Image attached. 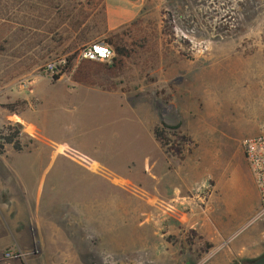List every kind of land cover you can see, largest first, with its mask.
I'll list each match as a JSON object with an SVG mask.
<instances>
[{
    "label": "rangeland",
    "instance_id": "374dc122",
    "mask_svg": "<svg viewBox=\"0 0 264 264\" xmlns=\"http://www.w3.org/2000/svg\"><path fill=\"white\" fill-rule=\"evenodd\" d=\"M102 8L0 0V128L20 125L24 147L0 156V221L14 235L24 217L30 234L3 252L30 253L12 264H264L242 146L264 133V0H146L117 31H103ZM107 40L120 69L80 82L79 53ZM70 58L55 81L46 66ZM164 124L180 126L167 146Z\"/></svg>",
    "mask_w": 264,
    "mask_h": 264
},
{
    "label": "built area",
    "instance_id": "2783aa9c",
    "mask_svg": "<svg viewBox=\"0 0 264 264\" xmlns=\"http://www.w3.org/2000/svg\"><path fill=\"white\" fill-rule=\"evenodd\" d=\"M113 57L114 51L112 47L104 43L91 44L79 53L80 61L108 63ZM66 64V60L50 63L46 66V71L54 74L59 72V68ZM242 146L245 160L260 200V211L257 215V219H264V133L244 139ZM28 256H30V253L19 249L7 250L0 254V264L20 262L25 260Z\"/></svg>",
    "mask_w": 264,
    "mask_h": 264
},
{
    "label": "crops",
    "instance_id": "0c3cea01",
    "mask_svg": "<svg viewBox=\"0 0 264 264\" xmlns=\"http://www.w3.org/2000/svg\"><path fill=\"white\" fill-rule=\"evenodd\" d=\"M145 2L146 0H103V8H102L103 15H104V19L102 22L103 31H106V30L117 31V30L122 29L124 26H127L133 21H135L141 15ZM92 93H95L97 95V93H99V90L91 88V87L84 88V92L82 95H84L86 98V96H90ZM83 103L86 104V99L83 100ZM86 120L87 118L84 117L85 122ZM94 123H96V120H94ZM59 128H61V125ZM83 142L86 144V139H84ZM19 166L20 165L18 164V167ZM16 169L18 168L16 167ZM257 196H258V193H257ZM258 199H259V196H258ZM259 203H260V200H259ZM16 222L23 223L25 226L22 229H20L16 234L12 235L11 230L12 231L13 229L16 230L15 226L8 227L7 225V228L5 230L3 225H1L2 222L0 221V253L3 252V250L9 246H18L19 243L17 240L23 241L25 239L30 238L26 219L24 217L22 218L21 216H19ZM36 263L44 264V260L42 258H40V260L37 259ZM220 263L221 262L218 261V264Z\"/></svg>",
    "mask_w": 264,
    "mask_h": 264
},
{
    "label": "trees",
    "instance_id": "16d2710c",
    "mask_svg": "<svg viewBox=\"0 0 264 264\" xmlns=\"http://www.w3.org/2000/svg\"><path fill=\"white\" fill-rule=\"evenodd\" d=\"M106 45L112 46L115 49V53L118 56H123V50L114 46L113 40L105 41ZM75 58H70L65 66L60 67V73L55 74L53 79L58 81L60 77L69 70L71 63ZM121 60L119 58H114L112 60V64L106 63H97V62H89L83 61L80 68L79 74L83 75L80 79V82L86 83V75H94L98 78H112L116 75L117 71L120 69ZM103 71V72H102ZM180 126H168L166 124L163 125V128L156 129L154 135L158 142L163 145H170V141L165 138V136L170 132L168 131H179ZM22 127L20 125H6L0 128V156L4 155L8 146H11L13 150L17 153H21L24 150L22 145L20 136H21Z\"/></svg>",
    "mask_w": 264,
    "mask_h": 264
}]
</instances>
